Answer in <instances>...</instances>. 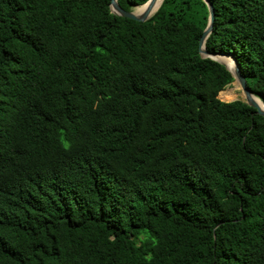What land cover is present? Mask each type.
<instances>
[{"label":"trees","instance_id":"1","mask_svg":"<svg viewBox=\"0 0 264 264\" xmlns=\"http://www.w3.org/2000/svg\"><path fill=\"white\" fill-rule=\"evenodd\" d=\"M209 2L204 48L264 106V0ZM207 18L0 0V264H264V117Z\"/></svg>","mask_w":264,"mask_h":264},{"label":"water","instance_id":"2","mask_svg":"<svg viewBox=\"0 0 264 264\" xmlns=\"http://www.w3.org/2000/svg\"><path fill=\"white\" fill-rule=\"evenodd\" d=\"M161 1H160V3H161ZM202 1L206 5L207 12H208V18H207V24H206L205 28L203 29V31H202L199 39H198V53H199L200 57L201 58H208V59L215 61V62L221 64L222 66H224V68L229 72V74L232 78V81H234L239 86V88H240V90L244 96V100H243L244 103L247 106L254 109V112L256 115L264 117V106L262 105L263 109H260L250 99V95H253V94L248 89V87L246 86L245 79L241 75L240 70L237 66V61L234 59V57L231 54H222V53H218V52L207 51L204 48V42H205L206 38L208 37V35L210 34L211 29H212V21H213V17H214V11H213V8H212L209 0H202ZM153 2H154V0H147L142 5L152 4ZM160 3H159V5H160ZM142 5H140V6H142ZM159 5L157 6V8L159 7ZM140 6H138V7H140ZM156 9L154 10V12L156 11ZM109 11H110V13L117 15L119 17L130 19V20L137 21V22L146 21L154 13L153 12L151 15H148V12H144L143 14L137 16L134 14L135 10H133V9H130L127 11L121 9L118 6L116 0H109ZM216 57H228V58H230L233 62V70L232 71L228 70L224 64H222L221 62L216 60Z\"/></svg>","mask_w":264,"mask_h":264},{"label":"bare ground","instance_id":"3","mask_svg":"<svg viewBox=\"0 0 264 264\" xmlns=\"http://www.w3.org/2000/svg\"><path fill=\"white\" fill-rule=\"evenodd\" d=\"M160 1L161 0H154V2L152 4L142 5V6H140L141 8L137 7L138 10H135L134 14L138 16V15L143 14L144 12H148V15H151L150 12H152L159 5ZM216 60H218L219 62L224 64L228 70H230V71L233 70V62L230 58H228V57H216ZM233 87H234V90H239L237 88L236 84H234ZM240 93H241L240 96H241L242 100H244V96H243L242 92H240ZM234 97H236V96L234 95ZM250 99L256 104V106L258 108L263 109L261 102L259 101V99L255 98L254 95H250Z\"/></svg>","mask_w":264,"mask_h":264},{"label":"rangeland","instance_id":"4","mask_svg":"<svg viewBox=\"0 0 264 264\" xmlns=\"http://www.w3.org/2000/svg\"><path fill=\"white\" fill-rule=\"evenodd\" d=\"M133 10H138L137 9V7H134V8H132ZM234 84H236L234 81H231L224 89H223V91L224 92H231L232 91V93L236 96V97H234L232 100H230V101H233V100H240V101H243L242 100V98H241V96H240V92H241V90H240V88H239V86L237 85V88L240 90H234V87H233V85ZM218 98V97H217ZM219 100H221V101H224L225 102V100H223V99H221V98H218Z\"/></svg>","mask_w":264,"mask_h":264}]
</instances>
